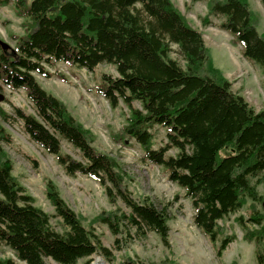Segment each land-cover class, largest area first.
Masks as SVG:
<instances>
[{
  "label": "trees",
  "instance_id": "1",
  "mask_svg": "<svg viewBox=\"0 0 264 264\" xmlns=\"http://www.w3.org/2000/svg\"><path fill=\"white\" fill-rule=\"evenodd\" d=\"M21 16L30 22L15 47L7 51L0 41L1 85L23 89L35 113L14 107L31 140L51 153L66 174H84L98 181L111 202L120 198L125 213L101 212L92 219L105 223L119 249L123 226H134L140 234L153 231L168 246V217L153 202L135 199L126 186L120 162L91 143L92 131L67 111L63 102L41 87L34 73L48 76L45 64L54 61L85 68L100 63L115 67L116 75L102 74L95 86L111 108L122 102L129 113L121 134L133 139L142 158L160 165L167 177L184 189L191 200L192 221L217 245V254L231 241L221 236L218 220L238 210L245 198L252 202L248 217H237L243 237L253 241L258 264H264V193L256 184L264 181V110H255L213 66L201 33L192 27L171 0H13ZM200 1V0H191ZM207 15H219L220 28L243 47V55L264 72V34L257 30L258 18L248 0H207ZM264 6V0H261ZM176 44L184 66L169 56ZM138 101L135 108L132 101ZM0 118L7 113L0 107ZM164 129L165 142L153 147L152 128ZM120 133L115 140H122ZM0 124V141L8 140ZM60 138L77 148L84 160L63 152ZM119 138V139H118ZM174 148L175 153H168ZM12 161L0 142V245L12 250L26 264H91L93 254L108 263L113 251L65 202L52 181L46 196L60 229L50 215L13 174ZM255 178V182H251ZM256 183V184H255ZM259 203L262 209H258ZM221 236V237H220ZM0 264H18L0 257ZM120 264H180L165 258L160 262L133 261Z\"/></svg>",
  "mask_w": 264,
  "mask_h": 264
},
{
  "label": "rangeland",
  "instance_id": "2",
  "mask_svg": "<svg viewBox=\"0 0 264 264\" xmlns=\"http://www.w3.org/2000/svg\"><path fill=\"white\" fill-rule=\"evenodd\" d=\"M188 23L197 29L203 38L204 45L210 52L212 64L230 82V88L243 96L253 109L264 110V72L254 61L243 55V47L235 36L220 28L222 20L219 15H210V24L203 25L201 18L207 15V0H171ZM249 8L258 18L257 30L264 34V6L261 0H248ZM30 20L19 15L13 0H0V41L8 50L15 47L17 37L24 34ZM169 56L184 66V60L176 44L170 45ZM49 75L34 73L43 89L56 96L67 111L88 128L94 135L92 145L100 151L108 153L120 162L126 174L125 183L131 195L138 200H149L168 217V246H165L158 234L146 230L140 234L134 226H123L118 234L119 249L113 243L114 236L105 223L92 219L101 212L116 211L117 208L129 213V208L120 198L111 202L105 194L104 187L95 179L77 173L66 174L55 157L30 139L23 122L15 116L14 107H20L28 113H35L31 101L23 89H11L1 85L2 98L0 107L8 115L6 120L0 118V124L8 132V140L1 145L12 161V172L26 191L34 198V204L50 215L51 225L60 229L61 220L53 216V206L46 196V183L52 181L60 196L81 218L85 227L91 228L101 242L112 249L113 260L108 263L100 254H93L92 261L101 264H120L124 259L133 261L160 262L171 258L180 264H258L255 253L258 250L253 241L243 237L244 229L237 221L238 216L248 217L251 212V200L245 198L242 206L229 216L218 220L221 236L230 235L231 241L217 254V245L213 243L199 227L193 224V207L190 198L184 195V189L167 177V172L160 165L145 161L140 146L131 138L121 134L125 116L129 109L120 102L111 108L95 86L101 81L102 74L115 76L112 64L100 63L93 70L54 61L52 65H44ZM135 108H140L138 101H132ZM153 147L165 142L164 129L160 126L152 128ZM122 135V140L114 136ZM119 139V138H118ZM60 146L78 160H84L80 151L71 143L60 138ZM174 148L168 153H175ZM255 182V178H251ZM256 184V183H255ZM258 193H264V181L256 184ZM262 209L259 203H255ZM220 236V237H221ZM0 257H10L18 264H26L18 260L12 250L0 245ZM79 260L78 264H83ZM47 264H56L46 259Z\"/></svg>",
  "mask_w": 264,
  "mask_h": 264
},
{
  "label": "water",
  "instance_id": "3",
  "mask_svg": "<svg viewBox=\"0 0 264 264\" xmlns=\"http://www.w3.org/2000/svg\"><path fill=\"white\" fill-rule=\"evenodd\" d=\"M0 98H2V95H0ZM102 262H96V261H91V264H101Z\"/></svg>",
  "mask_w": 264,
  "mask_h": 264
}]
</instances>
